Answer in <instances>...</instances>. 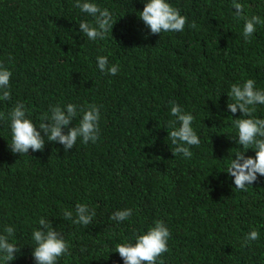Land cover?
<instances>
[{
	"label": "trees",
	"instance_id": "1",
	"mask_svg": "<svg viewBox=\"0 0 264 264\" xmlns=\"http://www.w3.org/2000/svg\"><path fill=\"white\" fill-rule=\"evenodd\" d=\"M76 2L0 0V65L12 73L11 100H0V234L14 227L9 242L21 249L7 264H36L32 233L41 218L69 245L57 264H124L116 246L134 244L158 220L171 235L157 264H264V177L241 191L226 173L242 150L231 140L242 114L230 113L227 94L248 79L264 91V24L246 41L232 0H167L186 24L159 35L138 18L147 0H87L116 22L90 41L79 23L95 27L94 18ZM238 2L246 16L264 19L261 0ZM98 56L117 74L100 72ZM16 103L37 131L52 107L76 105L64 135L94 105L99 139L66 149L41 131L42 151L13 154L8 113ZM173 104L194 117L200 144L190 158L172 154ZM253 117L264 119V105ZM245 155L254 158V146ZM77 204L95 212L89 225L63 218L71 211L75 219ZM125 209L128 219H111ZM252 230L260 238L243 246Z\"/></svg>",
	"mask_w": 264,
	"mask_h": 264
},
{
	"label": "clouds",
	"instance_id": "2",
	"mask_svg": "<svg viewBox=\"0 0 264 264\" xmlns=\"http://www.w3.org/2000/svg\"><path fill=\"white\" fill-rule=\"evenodd\" d=\"M261 2L264 3V0ZM75 6L94 18L95 27L86 21L79 23L80 32L88 40H102L109 28L113 29L116 22H113L109 10H102L95 3L87 2V0L85 2L77 0ZM232 6L235 9L234 15L244 20L243 37L247 41L257 31L256 26L264 24V19L258 15L246 16L244 14L245 5L238 0H232ZM138 18L151 30L152 34L159 35L162 32H182L186 24V17L173 8L167 0H147ZM191 27L195 28L196 25L193 23ZM96 60L100 72L113 76L117 74L118 66H109L106 56H98ZM11 76V71L0 65V100H11L9 90ZM227 95L229 97L227 107L230 113L236 114L239 111L242 114L241 118L233 119L237 135L231 139L242 150L234 155L235 159L231 158L226 173L229 177H234L237 190L246 191V186H251L257 180V174L264 177V119L253 117L255 107L264 105V91L257 90L255 81L248 79L243 84H233ZM50 111L51 116H45L39 125L40 131H37V126L26 118L25 106L21 103L15 104L8 113L12 137V143L8 146L13 154H28L29 149L33 152L42 151L45 137L49 142L58 141L64 144L66 149L72 148L78 138H81L84 144L90 141L95 143L99 139L100 109L98 107L90 105L86 110L82 109L83 115L79 126L69 129L67 135L62 134V129L71 124L77 116V106L70 103L66 105V110L57 106L52 107ZM171 115L176 117L174 123L179 124V127L168 132V137L175 145L172 154H183L185 158H190L192 155L190 147L200 144V139L191 126L194 117L183 112L175 104L171 107ZM0 118H3L2 115ZM46 120L49 123H44ZM41 131L45 133V137L41 136ZM237 137L238 140L235 139ZM253 146L255 157H246L245 153L253 149ZM75 214L76 218L73 219L71 211H64L63 218L72 220L73 224L86 226L92 222L95 212L90 211L83 204H77ZM131 215L132 210L125 209L115 212L111 219L122 222ZM38 223L40 228L32 233L35 247L31 256L36 264H57L60 257L70 254L69 245L44 218H41ZM3 232L5 234H0V259L7 264V262H12L18 253H21V249L9 242V238L15 233L14 227L6 226ZM170 235L168 228L158 220L146 233L137 235L134 244L132 242L118 244L115 252L123 258L124 264H157L158 258L168 251L167 244ZM259 238V232L252 230L246 234L243 246ZM160 264L163 262L161 261Z\"/></svg>",
	"mask_w": 264,
	"mask_h": 264
}]
</instances>
